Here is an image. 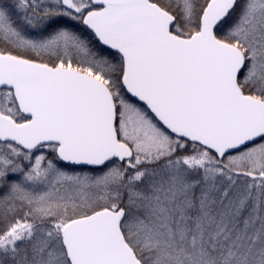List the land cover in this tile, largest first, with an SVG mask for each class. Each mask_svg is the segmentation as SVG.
I'll use <instances>...</instances> for the list:
<instances>
[{
	"label": "snow or ice",
	"instance_id": "1",
	"mask_svg": "<svg viewBox=\"0 0 264 264\" xmlns=\"http://www.w3.org/2000/svg\"><path fill=\"white\" fill-rule=\"evenodd\" d=\"M0 264H264V0H0Z\"/></svg>",
	"mask_w": 264,
	"mask_h": 264
}]
</instances>
